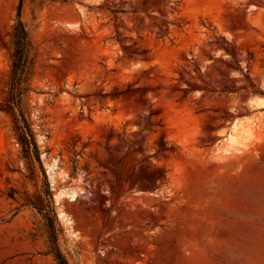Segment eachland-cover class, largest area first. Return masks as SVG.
Returning a JSON list of instances; mask_svg holds the SVG:
<instances>
[{"label":"rangeland","instance_id":"374dc122","mask_svg":"<svg viewBox=\"0 0 264 264\" xmlns=\"http://www.w3.org/2000/svg\"><path fill=\"white\" fill-rule=\"evenodd\" d=\"M0 106V264H264V0H0Z\"/></svg>","mask_w":264,"mask_h":264},{"label":"trees","instance_id":"16d2710c","mask_svg":"<svg viewBox=\"0 0 264 264\" xmlns=\"http://www.w3.org/2000/svg\"><path fill=\"white\" fill-rule=\"evenodd\" d=\"M20 7H18L16 15V25L13 27L12 37L14 52L12 55V70H11V82H10V97L7 100L8 108L13 110L14 108H20L21 99L26 92L24 84L27 81V77L30 74L32 59L30 58V42L28 40L27 33L24 29L22 22L19 19ZM0 109L2 107L0 106ZM21 122L23 125H21ZM26 122L24 118L21 120L15 119V129L18 133L19 140L24 144L25 151L28 155L34 154L38 158L37 147L32 139V134L26 128ZM26 133H29L31 141L27 140ZM50 213L46 217L50 223L51 228V244H52V254L57 264H67L65 258L61 255L59 249L56 246V238L54 233V214L52 209L51 201H49Z\"/></svg>","mask_w":264,"mask_h":264},{"label":"bare ground","instance_id":"6f19581e","mask_svg":"<svg viewBox=\"0 0 264 264\" xmlns=\"http://www.w3.org/2000/svg\"><path fill=\"white\" fill-rule=\"evenodd\" d=\"M237 126V121H235V122H233V124H232V127H231V130L232 129H234L235 127ZM237 128V127H236ZM235 128V129H236ZM243 131V130H242ZM235 133V132H234ZM234 133L233 134H229V135H227V138L225 139V143L227 142V147L224 149V151L225 152H227V153H233L234 151L236 152H239V151H241V147L240 146H242V145H240V146H238L239 144H241V142L240 141H237V140H239L236 136H233L234 135ZM236 135V134H235ZM238 136V135H237ZM238 142V143H237ZM240 142V143H239ZM243 144V143H242ZM243 147V146H242Z\"/></svg>","mask_w":264,"mask_h":264}]
</instances>
